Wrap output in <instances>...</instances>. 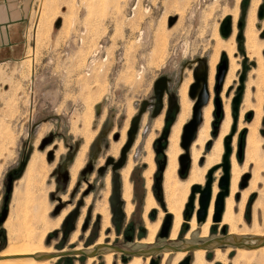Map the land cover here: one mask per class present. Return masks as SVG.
<instances>
[{
	"label": "rangeland",
	"instance_id": "obj_1",
	"mask_svg": "<svg viewBox=\"0 0 264 264\" xmlns=\"http://www.w3.org/2000/svg\"><path fill=\"white\" fill-rule=\"evenodd\" d=\"M254 2L255 0H36L26 56L18 63L0 65V214L4 208L8 177L13 174L16 176L6 223L19 222L18 218L23 223V215L25 216L26 210L31 211L32 207L25 202L26 195L35 194L49 208V221L56 223L62 219L60 226L49 230L44 238L45 247L55 251L51 255H58L62 250L73 252L78 248L81 251H92L102 238L104 245L111 244L130 252L164 245L182 246L184 242L196 245L226 238L230 228L226 227L227 232L224 234L223 229L218 226L210 230L206 240L200 238L201 231L192 233L187 240L186 236L191 229L189 227L186 233L181 228L177 241L171 242L170 237L166 240L159 238L160 228L153 245L143 243L150 237L145 220L149 190L158 204L157 209L148 213L149 221L155 225L163 216V225L169 215L163 181L161 197H158L155 189L156 179L161 176L159 162L164 159L163 156L156 155L155 150L165 129L169 99L166 96L162 115L153 118L154 85L162 77L170 79V93L180 105L177 120L183 116L186 108L179 142L182 155H186L182 148V137L184 128L192 121L194 107V102L189 97L190 87L195 83L194 73L208 68L210 101L214 110L210 140L201 160V173L205 174L207 183L208 173L215 169L211 177L212 194L215 186L220 193V181L224 176L220 166L226 153L225 140L231 137L230 167L233 155L241 167L245 165L248 156L254 157L256 161V164L249 165L238 185L239 191L246 190L256 165L264 168V80L258 76L259 62L264 60V46L260 57L254 56L251 59L247 55L245 37L247 27L252 23L251 14L255 13L254 29L259 42L264 44V20L260 21L258 18L264 0H261L257 9ZM172 19H176V23L170 27ZM59 21L62 24L57 28ZM228 22L231 34L225 39L221 29ZM240 22H244L243 49L248 59V71L235 124L233 101L241 86L240 79L246 61L238 49ZM232 39L236 44L234 60L237 70L231 86L224 92V81L217 94L218 68L224 61L228 64V72L231 66V59L227 52L219 49V44ZM96 49L99 50L98 55ZM216 99L220 102V115L215 105ZM146 103L149 107L141 117L138 134L127 153L124 166L117 172L110 166L100 175L99 170L106 167L109 159L116 163L121 160L132 123L140 116ZM228 105L231 107L233 124L229 135L223 139L224 151L220 163L209 168L206 156L210 155L220 139L225 107ZM255 107H261L262 114L256 132L259 148L253 152L247 148V139L249 128L257 124L256 114L253 112ZM169 116L175 117L176 113H170ZM241 144L242 156L239 155ZM149 147L152 148L156 164L151 177V189L144 177L148 170L145 160ZM33 157L37 161V170L22 182L26 166ZM180 157L178 176L187 180L190 170L182 178ZM131 164L133 170L130 183L133 195L130 203L134 209L129 215L126 212L127 203L123 200V174ZM230 175L232 180V174ZM262 175L264 176V169ZM263 182L259 183L258 191L251 194L244 211L243 223L239 225L240 230L245 229L250 233L247 238H253L257 231L264 232V206L255 212L259 197L264 205ZM206 183L199 182L196 186L205 188ZM192 189L183 209L184 224L191 221L186 220L185 211ZM199 199L200 195L197 194L192 216L199 209ZM240 200L241 195H237L236 202L239 203ZM16 205L22 207L18 208ZM57 207H61L59 213L56 212ZM104 209L110 214L108 226L102 213ZM172 217L174 223V216ZM70 218L72 232L64 240V228ZM6 223L0 231V254L11 248ZM39 224L35 228L41 234L46 227L42 222ZM85 224L88 225L86 230ZM75 236L77 238L74 240ZM127 237H132L133 240L127 242ZM15 243L16 246L22 244ZM263 248L245 251V258L240 264H264ZM220 249L229 251L228 264H237L241 260L238 248L228 246ZM214 252L215 249L207 251V261L223 264L216 261ZM189 256L193 258V253H187V257ZM123 259L122 254L115 253L114 264H124ZM72 260L74 264H87L88 261L82 256L73 257ZM131 260L132 258L128 263ZM171 260L173 261V257ZM171 260L167 264H172ZM62 261L58 259L52 264H61ZM193 262L192 259L191 264ZM94 264H105L103 256L97 257V263Z\"/></svg>",
	"mask_w": 264,
	"mask_h": 264
},
{
	"label": "bare ground",
	"instance_id": "obj_2",
	"mask_svg": "<svg viewBox=\"0 0 264 264\" xmlns=\"http://www.w3.org/2000/svg\"><path fill=\"white\" fill-rule=\"evenodd\" d=\"M261 0H255L254 6L257 7L260 5ZM254 7V8H255ZM253 13V12H252ZM252 15V23L248 25L245 37H246V49H247V55L248 57H254V56H259L260 57V51L262 50L264 44L260 43L256 31L254 29V20L253 17L255 13L251 14ZM235 34V33H234ZM235 36V35H234ZM218 38V37H217ZM234 38V37H233ZM219 49L227 52L229 58L231 59V66L229 69L228 74L226 75V80L224 84V92L231 86L234 77H235V72L237 70V65L236 61L234 60V54L236 53V44L235 40H230V41H221L219 44ZM263 59V58H262ZM248 61V59H247ZM260 63V68H259V75L260 79L264 80V60H261ZM264 83V81H263ZM224 96V95H223ZM186 107V105H185ZM186 109V108H185ZM183 112V116L179 117L177 122L173 125L171 129V133L168 139V148L166 150V157H167V167L163 173V190H164V198L167 203V208L169 211V215L174 216V223L172 225V229L170 232V241L171 242H176L179 236V232L182 226H184V219H183V209L184 205L188 199L190 190L192 189V192L195 189L197 190V194L200 195L201 198V192H203L205 188H201L200 186H196L199 184V182L205 184L206 183V176L205 174L201 173V160L203 158L204 150L206 144L210 140V131H211V123L213 119V104L210 101L207 106H205L202 110V125L196 135L195 141L192 143L191 148H190V156H191V166H190V173L188 176L187 180H182L178 176V169H179V164H178V158L180 155H182V150L179 147V142H180V136L182 133V128L184 125L185 121V114L187 111ZM253 112L256 114V122L257 126L255 127H250L249 128V135L247 139V148L250 149V151H256L258 147V138L256 137V132L258 129V123L262 114V109L261 107H255L253 108ZM233 124L232 120V111L230 105L225 107V117L222 123L221 127V135L219 141L215 144L213 150L210 152L208 157V162H209V168L214 166L215 164L220 163V158L223 154L224 151V145H223V139L226 138L229 135V132L231 130V126ZM228 138L225 140V147H226V142ZM260 141V140H259ZM226 149V148H225ZM248 150V149H247ZM248 151V152H250ZM247 153V152H246ZM36 155V154H35ZM226 155V153H225ZM224 155V157H225ZM247 155V154H246ZM146 160L145 163L148 166V170L145 172L144 177L147 179V186L149 189H151L152 186V175L156 169V164L154 160V153L152 151V148L149 147L147 149V154H146ZM184 155H182L179 159H182ZM247 157V156H246ZM39 163V162H38ZM230 163V161H229ZM251 164H256L255 158L252 156H248L247 161L243 167H241L237 161V158L235 155L232 156L231 158V170L230 174H232V180H231V175H230V189H229V195L225 199V209L223 212L222 216V222L220 224H216L214 222V217H215V210H216V202H217V196L219 193V189L217 186L213 188V194H212V199L210 203V208L208 211V217L205 222L203 223H198V218H197V213L200 210V204H199V209L196 213V215L193 216L191 221L188 223V226L191 228L190 232L186 236L187 240L190 238L191 234L197 231H201L200 238L202 240H206L209 237L210 230L211 229H216V227L220 226L223 230L229 227L230 232L228 233L227 237L229 238L230 241H233V237H238V238H243V239H253L255 240H261L264 238V232H253V238H247L246 236H249L250 233L248 230H240L239 225L243 223V215L244 211L247 205V202L251 196V194H254L258 191L259 189V183L261 181H264V176H261L262 166H259L258 164L256 165V169L254 171V174L252 176V179L250 181V185L246 190L239 191V183L241 180V177L243 176L244 173L249 168V165ZM39 165V164H38ZM26 171L24 176H22L21 180L29 179L32 174L37 170V161L33 157V159L28 163V166H26ZM223 171H224V158H223V163L220 166ZM264 167V166H263ZM133 170L132 164L125 170L123 174V182H124V194H123V200L127 203V214H131L134 207L131 205L130 201L132 199L133 195V186L130 183V175ZM215 169L211 170L208 173L207 176V183L210 175L212 176L213 172ZM180 173H181V167H180ZM206 173V172H204ZM181 175V174H180ZM247 177H245L246 180ZM27 181V180H26ZM25 182V181H24ZM33 182V181H32ZM36 182V181H35ZM264 183V182H263ZM21 184V183H20ZM25 185V184H24ZM30 185V184H29ZM40 185V184H38ZM39 187V186H37ZM44 187V186H43ZM19 188V187H18ZM17 188V189H18ZM25 188V187H24ZM16 189V188H15ZM27 189V188H26ZM36 189V187H35ZM40 190V188H37V190ZM21 190V189H20ZM19 191V190H18ZM25 191V190H23ZM17 192V191H16ZM20 192V191H19ZM18 192V193H19ZM37 192V191H36ZM148 195L146 198V225H147V230L150 232V237L145 240L143 243L146 245H153L155 242V236L159 232L161 226H162V218L163 214L161 212L162 218L158 221L157 224L153 225L149 219H148V213L153 210L157 209L158 204L155 200V197L153 193L149 190ZM262 192V191H261ZM264 192V191H263ZM42 194V193H41ZM262 194V193H261ZM16 195V194H14ZM39 195V194H38ZM192 195V193H191ZM237 195H241V200L240 202H236V197ZM24 194H22L21 197H23ZM264 196V195H262ZM17 197V195H16ZM19 197V195H18ZM25 198V197H24ZM28 204H30L31 211L26 210V214L23 220V223H20V218L19 222H8L7 227L9 231V237H10V243H11V248L9 250L4 251L2 254H0V264H52L58 260V258L54 259H49V260H44V261H37L33 257L38 256V255H49V254H54V250L52 248H47L44 245V238L47 234V232L51 229H54L58 226H60L62 219L58 220L56 223H53L49 221L48 219V211L49 208L47 209L46 206H44V203L41 201L40 196H35V194H27L26 195ZM19 199V198H18ZM260 199V197H259ZM258 203L255 205V212H257L259 209L263 208V200L260 199ZM17 199H15L16 202ZM21 201V199H20ZM48 201V199H47ZM196 201V199H195ZM200 202V199H199ZM257 202V201H256ZM17 203V202H16ZM19 203V202H18ZM18 208L21 206L16 205ZM22 207V206H21ZM17 208V209H18ZM195 208V204H194ZM16 209V208H15ZM25 209V208H24ZM30 209V208H29ZM29 212L31 216H29ZM105 219V224L108 226L110 224V214L106 209L102 211ZM264 213V212H263ZM16 214L17 210H16ZM160 216V215H159ZM22 219V217H21ZM31 219L29 222L28 220ZM42 222L45 225V231L43 233H37V228L35 226ZM40 225V224H39ZM43 226V225H42ZM222 230V232H223ZM50 232V231H49ZM77 238L75 236L74 240ZM16 242L22 243L19 246H16ZM208 243V241L196 244L200 246H204ZM104 245V238H102L100 241L97 242L96 246H101ZM109 245V244H108ZM112 246V245H109ZM215 245H212L214 247ZM184 249H187V244L183 246ZM210 248H204V249H198L193 252V264H214L212 262L207 261V251ZM81 248L76 249L75 251H81ZM91 250V249H90ZM262 250V249H261ZM245 251L249 250H244V249H239L238 252L240 253V259L237 261V264H240L241 261H243L244 253ZM253 251V250H251ZM264 251V248H263ZM228 252L222 251L220 248L215 249V259L218 262H221L223 264H228L227 256ZM187 251H180V252H166L161 256L162 261L161 264H167L169 260L173 257L172 264H180L184 259L187 258ZM192 257V256H191ZM103 260L105 264H114L115 262V253L113 252H105L103 256ZM151 258L148 257L147 259H144L142 257H134L128 264H150ZM97 263V257L96 258H90L87 261V264H94ZM118 264H120L118 262Z\"/></svg>",
	"mask_w": 264,
	"mask_h": 264
},
{
	"label": "water",
	"instance_id": "obj_3",
	"mask_svg": "<svg viewBox=\"0 0 264 264\" xmlns=\"http://www.w3.org/2000/svg\"><path fill=\"white\" fill-rule=\"evenodd\" d=\"M258 18L260 21L264 20V6L260 8ZM176 23V19H172L170 21V27H173V25ZM62 22L59 21L57 23V28L61 26ZM239 30L240 34L238 36V43H239V51L244 55L245 57V63H244V71L243 75L240 79L241 86L238 90V94L236 98L233 101V111H234V122L236 124L237 121V115H238V110H239V105L241 103V100L243 98L244 92H245V81L247 78V71H248V66H247V59H246V52L244 47V38H243V32H244V22H240L239 25ZM222 36L225 39H228L230 37L231 31H230V24L229 22L227 23L226 26H224L221 29ZM228 72V64L226 61L222 62L221 66L218 68V75L216 78V81L218 82V85L215 89V92L218 94L220 92V89L226 79V75ZM208 68L205 67L203 71H197L194 73V80L195 83L190 87L189 91V97L192 99L194 102V107H193V116H192V121H190L186 127L184 128L183 131V137H182V148L185 150L186 155L182 157L180 160V167H181V176L182 178H185L188 175V172L190 170V156H189V150L192 145V143L196 139V135L198 132V129L202 123V110L205 106H207L210 102L211 99V94L209 91V86H208ZM154 93H155V102L152 104L153 107V118H158L159 116L162 115V113L165 110V98L168 96L169 99V106H168V115L165 119V129L163 130L162 137L157 141V149L155 150L156 155L158 156H163L164 159L159 162V171L161 176L156 179V185L155 189L157 191L158 197L162 196V181H163V173L166 169L167 166V158H166V149H167V143L168 139L171 133V129L173 125L176 123L177 117L180 113V105H178L177 100L175 96H173L170 93V79L167 77H162L160 78L154 85ZM215 105L217 107V112L218 115L221 113V106L219 99H216ZM149 107V104L146 103L140 113V116L137 117L133 123L131 130L128 134V143L124 150L122 151L121 154V160L116 163L114 162L113 159H109L106 167L101 168L99 170V174L102 175L106 172V170L112 166L113 171L117 172L118 170L122 169L124 166V163L127 158V153L133 146L135 142V138L138 134L139 131V126H140V121L141 117L144 113H146L147 109ZM175 110L176 116L170 118L169 114L172 112V110ZM235 129H233L234 132ZM165 142V145L163 144ZM231 137L228 138L226 142V155L224 157V176L222 177L220 181V194L218 195L217 202H216V210H215V217H214V222L216 224H220L222 222V216L223 212L225 209V199L229 195V189H230V163H229V158L231 155ZM241 151L239 153L240 156H242L243 152V145L241 144L240 147ZM211 175L208 180V184L206 186V189L201 192V198H200V210L197 213V218H198V223H203L206 221L208 217V211L210 208V203L212 199V188H211ZM15 175H9L8 177V182L6 186V197L4 201V208L0 214V229L4 227V224L9 218V202L11 195L14 190V181H15ZM198 189H195L192 192V195L189 199V203L186 206V211H185V217L187 221H190L192 219V214L191 212L195 209L194 204H195V199H196V193ZM61 211V207H57L56 212L59 213ZM173 225V217L171 215H167L165 222L163 223L160 233H159V238L161 240H166L170 237V232L172 229ZM86 229V225H84V230ZM189 230L188 223H186L183 226V231L186 233ZM227 230L224 229L223 233L226 234ZM143 233H146V229L143 230ZM131 241L130 239H128ZM187 244V249H184L183 246ZM212 245H215L212 247ZM228 246H233L238 249H244V250H257L259 248L264 247V238L261 240H255L253 239H243V238H238V237H233V241H230L228 237L226 238H221L217 239L214 241H209L206 245L204 246H198V245H192L184 242L182 246H170V245H164L160 247H152L149 249L145 250H140L136 252H130L126 251L117 247L109 246V245H101V246H95L94 250L92 251H73V252H66V253H60L58 255H38L33 257L37 261H44V260H49V259H54V258H62V257H78L82 256L87 259L90 258H96V257H101L104 256L105 252H113V253H120L124 256L123 263L127 264L128 260L130 258L134 257H142L144 259H147L148 257L151 258L150 264H161L162 258L161 256L165 254L166 252H180V251H187L188 253H193L194 251L198 249H206L210 248L209 250L217 249L220 247H228ZM192 263V257L189 256L184 261H182L180 264H191Z\"/></svg>",
	"mask_w": 264,
	"mask_h": 264
},
{
	"label": "crops",
	"instance_id": "obj_4",
	"mask_svg": "<svg viewBox=\"0 0 264 264\" xmlns=\"http://www.w3.org/2000/svg\"><path fill=\"white\" fill-rule=\"evenodd\" d=\"M35 5L36 0H0V65L18 63L26 56Z\"/></svg>",
	"mask_w": 264,
	"mask_h": 264
},
{
	"label": "flooded vegetation",
	"instance_id": "obj_5",
	"mask_svg": "<svg viewBox=\"0 0 264 264\" xmlns=\"http://www.w3.org/2000/svg\"><path fill=\"white\" fill-rule=\"evenodd\" d=\"M174 112H175V110L173 109L171 113H174ZM170 118H172V117H170ZM163 144H165V142H163ZM15 178H16V176H15ZM85 225H86V229H87L88 225L87 224H85ZM0 231H1V229H0ZM71 232H72V226H71V218H70L67 221L65 228H64V236H65L64 240L67 239L68 237H70ZM128 239H130L131 241L133 240L132 237H127L126 238L127 242H131ZM109 245H111V244H109ZM66 252L67 251H63V250L61 251V253H66ZM72 258L73 257H62V258H58V259L63 260L61 264H74V261L72 260Z\"/></svg>",
	"mask_w": 264,
	"mask_h": 264
},
{
	"label": "built area",
	"instance_id": "obj_6",
	"mask_svg": "<svg viewBox=\"0 0 264 264\" xmlns=\"http://www.w3.org/2000/svg\"><path fill=\"white\" fill-rule=\"evenodd\" d=\"M96 50H97V49H96ZM98 53H99V50L96 51V55H98ZM104 60L106 61V60H107V57H105ZM94 62H96V61L94 60Z\"/></svg>",
	"mask_w": 264,
	"mask_h": 264
}]
</instances>
